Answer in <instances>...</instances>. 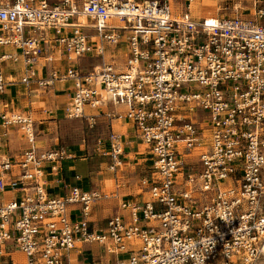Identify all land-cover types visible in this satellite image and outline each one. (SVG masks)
Listing matches in <instances>:
<instances>
[{
  "label": "built area",
  "instance_id": "built-area-1",
  "mask_svg": "<svg viewBox=\"0 0 264 264\" xmlns=\"http://www.w3.org/2000/svg\"><path fill=\"white\" fill-rule=\"evenodd\" d=\"M247 1L239 15L195 17L173 0H0V94L13 81L2 63L20 57L21 83L73 82L67 117L106 97L125 105L112 117L131 125L151 161L140 197L96 225L92 207L110 194L51 192L45 170L57 171L65 149H39L31 115L0 108V264L264 256V0ZM86 56L98 59L91 70L78 63ZM13 133L27 144L17 154L7 151ZM95 148L115 169L124 140L110 129Z\"/></svg>",
  "mask_w": 264,
  "mask_h": 264
},
{
  "label": "rangeland",
  "instance_id": "rangeland-1",
  "mask_svg": "<svg viewBox=\"0 0 264 264\" xmlns=\"http://www.w3.org/2000/svg\"><path fill=\"white\" fill-rule=\"evenodd\" d=\"M247 2V0H173L172 7L175 12L187 8L195 17H232L243 12L242 8ZM6 49L9 50V47H6ZM116 57L121 62L122 57L119 54ZM78 63L81 68L91 70L94 65L98 64V60L96 58L84 57ZM5 66H7L8 72L11 69L20 71L22 68L20 61L13 60L3 62L2 68L5 69ZM72 85V82H70V86ZM35 90L37 91V89ZM60 97L64 105L63 107L60 106L55 112V116L53 117L56 122H53L52 125L39 122V119L42 117L53 119L52 117L46 114L39 116L37 113H32L33 118L36 120L34 139L37 147L39 149H49L50 146L53 148L64 147L67 152H69V148L71 152H74L73 149H76V154L81 157H95V145L99 139L102 140L107 136L110 127L108 124L109 117L106 113L111 111L110 109L113 108L114 104L106 97V100L99 106L91 107L85 105L83 115L70 118L65 115L68 100L65 99V96ZM35 99L36 103L33 106L35 110L44 108L53 109L44 103L46 102L45 97L37 95ZM118 105H122V109L115 112L121 113L126 109L125 105ZM113 130L123 134L126 139L123 151L126 153V163H120L117 168L111 169L109 168L110 160L107 162L103 161L102 158L99 160L102 162V166L94 176L92 188L109 193L110 197L99 198L94 203L90 218L96 225L103 224L106 217L119 210V203L122 199L140 197L137 194L140 191V181L147 174L151 164L146 144L141 142L135 135L130 124L124 123L122 118L120 120H113ZM26 146V142L20 135L16 133L12 134L9 146L11 154L14 149L18 148V151L21 152ZM116 188L119 190V196L114 197L111 194ZM0 196L2 197L3 194ZM253 264H264V256L260 257Z\"/></svg>",
  "mask_w": 264,
  "mask_h": 264
},
{
  "label": "crops",
  "instance_id": "crops-1",
  "mask_svg": "<svg viewBox=\"0 0 264 264\" xmlns=\"http://www.w3.org/2000/svg\"><path fill=\"white\" fill-rule=\"evenodd\" d=\"M114 52L116 53L117 51H114ZM86 57L93 58L90 56H86ZM19 58L20 57H18L17 61L21 62V59ZM59 63L62 66L65 62L60 61ZM42 66H43V62L38 61L37 76H43L45 74L43 68H40ZM21 67H22V62H21ZM3 70L5 72L6 77L13 79V81H10L7 87L5 88L4 92L0 94V108H4L6 110L27 112L31 115L32 118H33L32 113H37L39 116L42 114H46L47 116L52 117L53 119H47V118L45 119L42 117L41 119H39L40 120L39 122L47 123L50 125H52L53 122L55 123L56 120L53 116H55V112L59 109V107L60 106L63 107L64 105L63 104L64 102L63 100L60 99L61 98L60 96H65V99L68 100L67 105L70 102V97L72 94V87H73V85L70 86V82L72 81L71 80L55 81L52 86L44 88V87L39 86L34 78H32L29 83L19 82V78L22 76V71H23L22 68L20 71L11 69L8 72L7 66H5V69L3 68ZM85 70H88V69H85ZM35 89H37V91ZM37 95L41 97L42 96L45 97L46 102L44 103L52 107L53 109L44 108V109L35 110L33 106L36 103L35 97ZM120 109H122V105H114L113 108L110 110L118 111ZM110 112L106 113V115L109 117L108 118V124L110 126L109 131L110 129H113V120H120V118L112 117V114L114 113H110ZM33 120H34V125H35L36 120L34 118ZM123 122L128 123L125 120H123ZM119 134L121 135V137L123 138L125 142L126 139L123 136V134L121 133ZM18 150H19L18 148L14 149L12 154L19 153L20 151ZM73 150L74 152H71L69 148V152H67L65 149L66 155L64 156V158H62L59 161L57 171L52 172L48 168L45 170L46 172H45L44 178L47 183V188L51 192H59V191L66 190L69 185H78L84 188H92L94 184V176L96 175V173L100 170L102 166V162L99 161L100 158H102L103 161H106V162L109 161L108 156L103 155L102 157V155L98 153L97 151H96L95 157H84V156L81 157L76 154V149H73ZM7 151L10 153L11 152L10 148ZM120 157H121V163H126V160H125L126 153L123 152L120 155ZM117 187H119V185H117ZM114 193H116L115 197L119 196V190L117 188L112 192L111 195L113 196ZM10 194L11 193H8L6 196H10Z\"/></svg>",
  "mask_w": 264,
  "mask_h": 264
},
{
  "label": "bare ground",
  "instance_id": "bare-ground-1",
  "mask_svg": "<svg viewBox=\"0 0 264 264\" xmlns=\"http://www.w3.org/2000/svg\"><path fill=\"white\" fill-rule=\"evenodd\" d=\"M105 100H106V99H105ZM105 100H104V101H105ZM112 103H113L114 105H118V104H116L115 102H112ZM111 112H115V111H111ZM72 118H73V117H72Z\"/></svg>",
  "mask_w": 264,
  "mask_h": 264
}]
</instances>
